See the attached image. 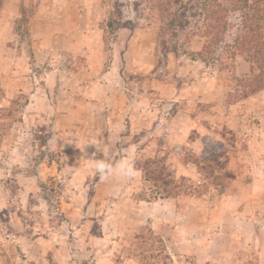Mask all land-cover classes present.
I'll return each instance as SVG.
<instances>
[{
    "label": "rangeland",
    "instance_id": "obj_1",
    "mask_svg": "<svg viewBox=\"0 0 264 264\" xmlns=\"http://www.w3.org/2000/svg\"><path fill=\"white\" fill-rule=\"evenodd\" d=\"M43 1L67 38L44 43L50 53L27 55L42 86L38 93L49 104L30 102V87L5 97L0 85V264H233L243 251L255 254L251 241L242 247L234 242L235 228L243 224L236 215L241 199H223L236 175L245 181L264 176V88L244 95L238 82L248 69L244 57L191 59L190 51L203 42L198 36L177 52L165 51L161 38L169 46L176 38L160 33L153 0ZM38 3L27 0L15 22L26 47ZM183 80L195 83L189 103L183 102L201 130L191 129L185 142L170 149L154 136L157 151L152 144L138 150L133 175L101 181L96 160L115 167L119 151L96 139L107 140L109 130L144 133L147 122L158 120L141 109L148 104L162 111L168 101L158 95L157 82ZM202 92L207 101H197ZM127 106L138 112L130 114ZM175 109L167 106L166 112ZM148 158H165L182 185L180 194L168 198L172 207L161 205L164 193L137 169ZM177 162L195 168L196 178L176 175ZM246 185L241 193L253 187ZM247 221L245 229L251 227ZM254 256L251 264L257 263Z\"/></svg>",
    "mask_w": 264,
    "mask_h": 264
},
{
    "label": "crops",
    "instance_id": "obj_2",
    "mask_svg": "<svg viewBox=\"0 0 264 264\" xmlns=\"http://www.w3.org/2000/svg\"><path fill=\"white\" fill-rule=\"evenodd\" d=\"M43 4L44 1L39 0L37 12H35V14L30 17L28 21L30 24V29L27 35L31 39V43L27 44V47L23 43L21 44L19 42L17 39V33L15 31V22L17 18L21 16L23 8L27 5V0H1L0 4V85L3 88L4 96L9 97L13 93L26 91L28 89L27 87H30L27 90V93L30 95V102L33 101V103L37 105L38 103L49 104L50 101L46 96H44V98L42 95H39L38 92L39 90H42V86L38 85V81L36 80L37 73H30L31 69L29 67L30 64L27 60V55L31 56V53L37 55L40 51L43 53L48 51L47 53H50L52 49L50 48L51 46L45 47L44 43H48L52 39H58L60 40V43H63L67 38V36L65 37V35H61V32L65 33L66 31L63 30L61 25L57 26L55 24L57 23V20L51 21L53 17L51 19V16L44 12ZM73 47L76 49L74 44ZM76 51H78V49H76L75 52ZM34 59V65H38L39 61H41L35 56ZM53 73L54 71L50 70L49 76H52ZM194 85V82L189 83L188 81L184 80L180 83V85H174L168 81L157 82L155 89L158 91V95H160L162 99L165 98L168 101H165L166 103L161 105H164L163 108L165 109L162 111L160 108L155 109L153 106H148V104L144 109L140 108L142 112L151 113V118L155 116V119L158 120L153 126H148L147 121L145 126L144 123H140V126H144L145 128L143 129L147 130H144L145 134L141 128H133L127 132H122L119 134L109 130L107 133V140L104 138L96 139L97 142L101 144H106V142H108V149L110 148L112 151H115L114 153H116L117 150L119 151L118 157L114 162L115 166L118 165L122 160L126 159L130 152L135 157V154L138 150L145 151V149L150 147L149 144L155 145L156 147V145L159 144L155 142L154 136L156 135H161L162 145L170 149L175 145L177 146L178 144L185 142L191 129L197 127V131L201 130L200 127L197 126L196 119H192L190 117V110L187 106L188 104L183 102V98H186L187 100H185V102L187 101L189 103V98L193 96ZM202 93L203 96L198 98L197 101H207V96L204 94V92ZM177 102L178 104L175 105ZM111 105L113 110H115L117 103L112 102ZM173 105L176 107V112L173 110L171 113L168 111L166 112L167 106L171 108ZM137 110L138 109L136 107L129 106L127 112H130V114L137 113ZM142 112L139 111V113ZM164 114H169V116L167 117ZM198 117L199 119L205 118L202 116ZM213 117L216 118L217 115L214 114ZM210 118H212L211 115H207L206 119ZM109 119H111V115L108 116V120ZM220 121H222V118ZM136 133H138L139 136L132 139ZM148 135L149 137L153 136L154 138L147 141ZM117 141H119V147L117 146ZM157 147L155 149L156 151L158 149ZM175 159L176 158H174V160ZM180 164L181 163L177 162V166H173L175 168L176 175L189 176L192 179L196 178L197 172L195 171V168L192 169L188 166V164V167L184 164ZM135 172H138V170L136 169ZM244 183L245 185L247 184L246 186L252 185L253 187L250 189V191H243V193H241L239 187ZM231 186H234L232 188L231 194L227 195L226 197L223 196V199L229 202L233 199L237 201L238 199H241L236 202V215H241L240 217H242L243 222L240 228H235L236 233H234L233 237L236 240L234 242L239 243L240 241V246L242 247L244 245L247 246L249 241H251V247L255 249V254H253V252L249 253V251H243L240 256H234L231 261L233 264H251L249 259L255 255L254 257H257V263L255 264H264V176H260L259 179L255 176H251L250 180L245 181L243 180L242 176L236 175L233 179H231ZM159 202L161 205H168L169 207H172V202H170L168 198L160 199ZM173 205L175 206L174 203ZM238 209L239 211H237ZM250 213L251 216L249 215ZM236 219L239 220V217L236 216ZM247 219V222L251 224V227L247 226V229H245L243 225L246 223ZM238 232L242 233L238 234Z\"/></svg>",
    "mask_w": 264,
    "mask_h": 264
},
{
    "label": "trees",
    "instance_id": "obj_3",
    "mask_svg": "<svg viewBox=\"0 0 264 264\" xmlns=\"http://www.w3.org/2000/svg\"><path fill=\"white\" fill-rule=\"evenodd\" d=\"M163 24L160 33L176 38H161L165 51L177 52L196 36L203 38L201 48L190 51L203 62H217L220 54L241 55L248 64L243 77L238 78L244 95L264 88V0H153ZM1 4V0H0ZM183 40V41H181ZM181 41V42H180ZM187 54V50H181ZM197 58V57H196ZM11 103L13 100L10 101ZM144 181L154 182L162 190L160 198H174L182 185L175 179L165 158H148L137 166ZM184 178L181 177V181ZM179 182V183H178ZM171 188H168V186ZM147 200V198H142Z\"/></svg>",
    "mask_w": 264,
    "mask_h": 264
},
{
    "label": "clouds",
    "instance_id": "obj_4",
    "mask_svg": "<svg viewBox=\"0 0 264 264\" xmlns=\"http://www.w3.org/2000/svg\"><path fill=\"white\" fill-rule=\"evenodd\" d=\"M133 161L134 156L131 152L126 159L122 160L115 167L105 162L104 159H98L94 164V170L99 175L101 181H107L113 175L130 176L134 174Z\"/></svg>",
    "mask_w": 264,
    "mask_h": 264
}]
</instances>
